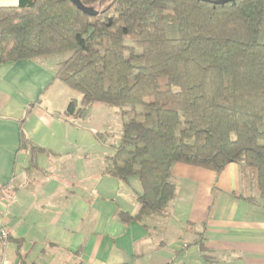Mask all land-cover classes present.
<instances>
[{
	"label": "trees",
	"instance_id": "trees-1",
	"mask_svg": "<svg viewBox=\"0 0 264 264\" xmlns=\"http://www.w3.org/2000/svg\"><path fill=\"white\" fill-rule=\"evenodd\" d=\"M82 2L99 14L88 15L71 0L0 5V64L63 57L58 77L82 94L66 115L85 118L95 103L118 109L122 135L111 144L107 173L142 184L139 210L121 211L120 219L164 215L176 196L178 163L216 173L237 163L243 189L257 191L240 197L260 204L264 0ZM23 148L44 150L26 138ZM196 234L195 243L208 253L204 233ZM16 264H27L25 257Z\"/></svg>",
	"mask_w": 264,
	"mask_h": 264
},
{
	"label": "crops",
	"instance_id": "crops-1",
	"mask_svg": "<svg viewBox=\"0 0 264 264\" xmlns=\"http://www.w3.org/2000/svg\"><path fill=\"white\" fill-rule=\"evenodd\" d=\"M62 60L52 55L0 64V232L7 234L0 243L17 245L12 261L264 264V199L254 204L240 197L257 191L243 189L237 163L220 173L178 163L176 196L164 215L120 219L121 211L139 210L142 190L139 178L128 183L107 173L124 118L103 103L93 104L85 118L66 115L82 94L58 77ZM24 138L44 150L23 148ZM196 232L204 233L208 253L195 243Z\"/></svg>",
	"mask_w": 264,
	"mask_h": 264
},
{
	"label": "water",
	"instance_id": "water-1",
	"mask_svg": "<svg viewBox=\"0 0 264 264\" xmlns=\"http://www.w3.org/2000/svg\"><path fill=\"white\" fill-rule=\"evenodd\" d=\"M80 10H82L83 12H85L86 14L88 15H91V16H96L99 14V10L96 9L94 6H89V5H86L82 2V0H71ZM206 1H209L215 5H218V4H225L227 2H234L235 0H206Z\"/></svg>",
	"mask_w": 264,
	"mask_h": 264
},
{
	"label": "rangeland",
	"instance_id": "rangeland-1",
	"mask_svg": "<svg viewBox=\"0 0 264 264\" xmlns=\"http://www.w3.org/2000/svg\"><path fill=\"white\" fill-rule=\"evenodd\" d=\"M73 90H75V92L77 94H80V92L77 91L76 89H73ZM135 178H137V177H135ZM16 249H17V245L11 241L10 242L8 241L5 245L0 243V252H2L0 254L3 255V251L5 252L4 253V256L6 258L5 260H11L12 261L13 259H15L17 257Z\"/></svg>",
	"mask_w": 264,
	"mask_h": 264
},
{
	"label": "built area",
	"instance_id": "built-area-1",
	"mask_svg": "<svg viewBox=\"0 0 264 264\" xmlns=\"http://www.w3.org/2000/svg\"><path fill=\"white\" fill-rule=\"evenodd\" d=\"M0 236L4 240L7 238V234L3 230L0 232ZM0 264H16V263L13 262V261H11V260H5V259H3V260L0 261Z\"/></svg>",
	"mask_w": 264,
	"mask_h": 264
}]
</instances>
